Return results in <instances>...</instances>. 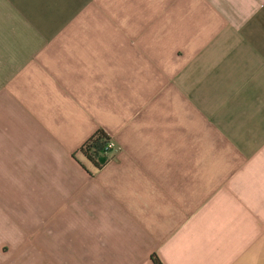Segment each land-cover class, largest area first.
I'll return each instance as SVG.
<instances>
[{
    "label": "crops",
    "instance_id": "crops-1",
    "mask_svg": "<svg viewBox=\"0 0 264 264\" xmlns=\"http://www.w3.org/2000/svg\"><path fill=\"white\" fill-rule=\"evenodd\" d=\"M154 257L264 264V0H0V264Z\"/></svg>",
    "mask_w": 264,
    "mask_h": 264
},
{
    "label": "trees",
    "instance_id": "trees-1",
    "mask_svg": "<svg viewBox=\"0 0 264 264\" xmlns=\"http://www.w3.org/2000/svg\"><path fill=\"white\" fill-rule=\"evenodd\" d=\"M112 139L105 130L95 132L79 149L81 155L96 169L101 170L112 158L113 151L108 148ZM155 264H162L154 257Z\"/></svg>",
    "mask_w": 264,
    "mask_h": 264
},
{
    "label": "built area",
    "instance_id": "built-area-1",
    "mask_svg": "<svg viewBox=\"0 0 264 264\" xmlns=\"http://www.w3.org/2000/svg\"><path fill=\"white\" fill-rule=\"evenodd\" d=\"M108 148L111 149L113 152L119 150V148L117 147L116 143L113 140L110 141Z\"/></svg>",
    "mask_w": 264,
    "mask_h": 264
}]
</instances>
